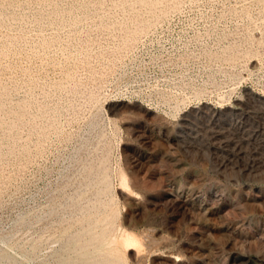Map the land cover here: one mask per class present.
Listing matches in <instances>:
<instances>
[{"label": "rangeland", "instance_id": "1", "mask_svg": "<svg viewBox=\"0 0 264 264\" xmlns=\"http://www.w3.org/2000/svg\"><path fill=\"white\" fill-rule=\"evenodd\" d=\"M0 264H264V0H0Z\"/></svg>", "mask_w": 264, "mask_h": 264}]
</instances>
